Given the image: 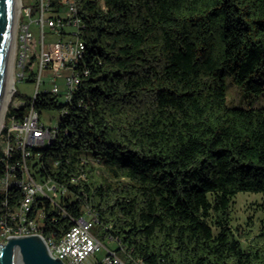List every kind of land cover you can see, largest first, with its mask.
Returning <instances> with one entry per match:
<instances>
[{
  "label": "trees",
  "instance_id": "trees-1",
  "mask_svg": "<svg viewBox=\"0 0 264 264\" xmlns=\"http://www.w3.org/2000/svg\"><path fill=\"white\" fill-rule=\"evenodd\" d=\"M77 3L91 72L33 162L69 188L60 211L46 203V233L89 205L125 264H264V219L258 233L232 225L234 197L264 193V107L230 105L227 83L264 93V0ZM66 106L37 95L40 113Z\"/></svg>",
  "mask_w": 264,
  "mask_h": 264
},
{
  "label": "built area",
  "instance_id": "built-area-1",
  "mask_svg": "<svg viewBox=\"0 0 264 264\" xmlns=\"http://www.w3.org/2000/svg\"><path fill=\"white\" fill-rule=\"evenodd\" d=\"M53 6L51 0H40V14L34 17L33 7H21L18 31L15 44V59L18 68L17 77L21 80L32 76L37 79V91L27 102L12 100L6 105L4 118L0 124V240L5 242L8 236H19L38 233L41 235L54 256L61 258L66 264H92L91 258L101 248L102 242L93 228L98 222V212L91 206H85V214L74 218V225L61 238L49 235L45 231L46 203L60 211L69 194V188L51 177L40 179L33 162L38 161L44 150L57 139L60 122L69 111V104L81 88L83 80L90 74V67L85 63L87 44L81 37L84 21L80 15L77 0H65L63 7L67 10L64 16H46ZM25 18H29L27 21ZM39 24L44 36L46 27L67 33L71 26V39L60 40V68H69L65 76L64 87L54 83L49 91L68 103L58 116L49 118L47 123L42 113L36 108V99L41 85L44 83L43 72L54 66L56 57L47 49L44 39L35 40L31 26ZM29 75V76H28ZM25 107L21 116L18 111ZM95 164L98 162L94 159ZM87 180V173L74 175L71 183L78 184ZM65 215H69L64 210ZM113 241L117 239L111 237ZM104 264H125L115 250L108 249L102 259ZM139 264H144L139 262Z\"/></svg>",
  "mask_w": 264,
  "mask_h": 264
},
{
  "label": "rangeland",
  "instance_id": "rangeland-1",
  "mask_svg": "<svg viewBox=\"0 0 264 264\" xmlns=\"http://www.w3.org/2000/svg\"><path fill=\"white\" fill-rule=\"evenodd\" d=\"M53 6L50 10L46 12V16H64L67 13L66 8L62 7L60 9V0H51ZM65 0H62L64 4ZM22 6L31 5L34 9L38 8V11L34 14L36 19L37 15L40 12V0H21ZM57 4V5H54ZM20 18V14L18 16V21ZM27 21L29 18H25ZM32 30L35 33V40L41 41L44 39V44L47 49L53 51L54 56L56 57V62L54 66L51 68L45 69L43 72V80L44 83L40 87V91H44L52 88L54 83L60 85L61 88L64 87L65 76L69 72V68H60L59 59H60V50L59 43L62 41H69L71 39L70 32L73 30L71 26L67 27L66 34H60L59 32L46 27L44 36L42 34V30L39 24L33 22L31 26ZM18 31V29H17ZM16 59L13 61V69H14V91L12 92L9 100V104H12V100L15 101H28L33 95H35L37 91V79L32 76V71L28 70V74L31 75L29 79L21 80L17 77L18 68L16 66ZM28 75V76H29ZM260 81L264 85V72ZM228 101L232 106H240V107H264V93L261 95L252 94L250 96H245L241 90V88L235 84L231 77H228ZM17 93V94H16ZM7 105V104H6ZM58 116V111H43L42 117L43 119L50 124L49 118ZM95 166H101L95 164ZM100 172H102V167H99ZM233 209V221L232 225L234 227L240 226L243 228H253L254 233H258L262 220L264 219V193L262 192H251V191H241L235 197L232 205ZM250 222L251 225H248ZM97 227L93 228L95 232ZM101 248L93 255L91 258V263L96 264L99 260H102L108 252V249L115 250L118 247L116 241H113L107 238L104 241H101ZM246 244V242H244Z\"/></svg>",
  "mask_w": 264,
  "mask_h": 264
},
{
  "label": "water",
  "instance_id": "water-1",
  "mask_svg": "<svg viewBox=\"0 0 264 264\" xmlns=\"http://www.w3.org/2000/svg\"><path fill=\"white\" fill-rule=\"evenodd\" d=\"M19 0H0V124L4 118L13 69ZM0 240V264H66L54 257L39 235L8 236Z\"/></svg>",
  "mask_w": 264,
  "mask_h": 264
},
{
  "label": "bare ground",
  "instance_id": "bare-ground-1",
  "mask_svg": "<svg viewBox=\"0 0 264 264\" xmlns=\"http://www.w3.org/2000/svg\"><path fill=\"white\" fill-rule=\"evenodd\" d=\"M21 6H22V3H21V0H19V11H18V16L21 12ZM14 60H15V53H14ZM15 63V62H14ZM14 68V67H13ZM14 91V69H12V75H11V83H10V88H9V93H8V98H7V102L6 104L9 102L10 100V96L12 94V92Z\"/></svg>",
  "mask_w": 264,
  "mask_h": 264
},
{
  "label": "crops",
  "instance_id": "crops-1",
  "mask_svg": "<svg viewBox=\"0 0 264 264\" xmlns=\"http://www.w3.org/2000/svg\"><path fill=\"white\" fill-rule=\"evenodd\" d=\"M65 15H67V13Z\"/></svg>",
  "mask_w": 264,
  "mask_h": 264
}]
</instances>
